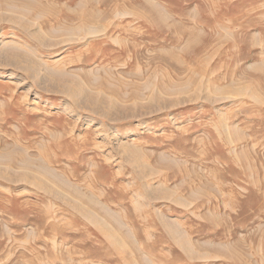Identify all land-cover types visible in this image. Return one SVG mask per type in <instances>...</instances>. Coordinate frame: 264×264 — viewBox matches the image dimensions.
I'll return each instance as SVG.
<instances>
[{"label": "rangeland", "instance_id": "1", "mask_svg": "<svg viewBox=\"0 0 264 264\" xmlns=\"http://www.w3.org/2000/svg\"><path fill=\"white\" fill-rule=\"evenodd\" d=\"M0 264H264V0H0Z\"/></svg>", "mask_w": 264, "mask_h": 264}]
</instances>
